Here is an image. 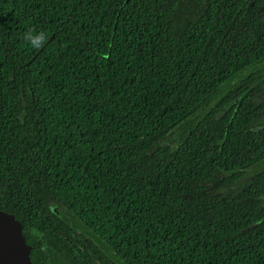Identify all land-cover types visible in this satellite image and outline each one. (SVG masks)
<instances>
[{
  "label": "trees",
  "instance_id": "16d2710c",
  "mask_svg": "<svg viewBox=\"0 0 264 264\" xmlns=\"http://www.w3.org/2000/svg\"><path fill=\"white\" fill-rule=\"evenodd\" d=\"M261 64L264 0H0V209L32 261L264 264Z\"/></svg>",
  "mask_w": 264,
  "mask_h": 264
},
{
  "label": "water",
  "instance_id": "95a60500",
  "mask_svg": "<svg viewBox=\"0 0 264 264\" xmlns=\"http://www.w3.org/2000/svg\"><path fill=\"white\" fill-rule=\"evenodd\" d=\"M31 252L22 222L14 214L0 209V264H35Z\"/></svg>",
  "mask_w": 264,
  "mask_h": 264
},
{
  "label": "rangeland",
  "instance_id": "374dc122",
  "mask_svg": "<svg viewBox=\"0 0 264 264\" xmlns=\"http://www.w3.org/2000/svg\"><path fill=\"white\" fill-rule=\"evenodd\" d=\"M258 73L259 75H264V64H261L259 67H258ZM264 98V96H263ZM259 123L260 124H264V114L263 116L258 120V122H256L254 125H253V128H256L259 126ZM178 136H173V137H170L168 139L165 140V142L167 144H175L176 140H177ZM258 167H253L251 169H249L245 175H243V177L241 179H239L237 182H235L230 188H227L226 189V193H231V194H236L238 191H240L245 185L246 183L249 181V179L251 178V176L255 173V170L257 169Z\"/></svg>",
  "mask_w": 264,
  "mask_h": 264
},
{
  "label": "clouds",
  "instance_id": "9594fccd",
  "mask_svg": "<svg viewBox=\"0 0 264 264\" xmlns=\"http://www.w3.org/2000/svg\"><path fill=\"white\" fill-rule=\"evenodd\" d=\"M22 38L30 49H39L44 46L48 37L46 32L29 27Z\"/></svg>",
  "mask_w": 264,
  "mask_h": 264
}]
</instances>
